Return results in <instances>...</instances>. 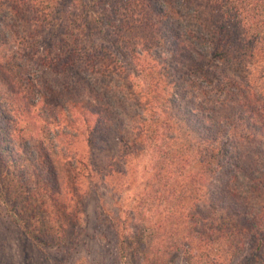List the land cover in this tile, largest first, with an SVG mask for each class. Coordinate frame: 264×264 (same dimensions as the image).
Segmentation results:
<instances>
[{
	"label": "trees",
	"instance_id": "1",
	"mask_svg": "<svg viewBox=\"0 0 264 264\" xmlns=\"http://www.w3.org/2000/svg\"><path fill=\"white\" fill-rule=\"evenodd\" d=\"M47 32L53 41L44 45ZM102 32L105 45L98 46L91 38ZM0 49L11 50L0 53V102L11 101L12 110V131L0 113V175L34 178L39 201L59 193L56 164L71 176L78 161L63 143L78 133L74 121L86 126L93 103L85 93L66 108L43 101V75L30 64L39 60L61 72L107 53L108 63L98 60L87 71L111 85L82 77L85 92L103 101L85 131L87 181L106 183L118 173L113 165L144 148L156 153L130 216L137 227L118 235L120 256L138 253L140 264H170L180 255L184 264H256L264 256V0H0ZM116 50L128 55L127 69L116 63ZM139 72L148 87L127 90L120 100L115 91ZM50 78L43 81L49 90L56 81ZM36 104L37 133L17 139L16 120ZM110 143L121 145V155L103 149ZM17 151L20 160L12 161ZM77 183L68 188L76 191ZM61 209L53 208L54 221L64 219Z\"/></svg>",
	"mask_w": 264,
	"mask_h": 264
},
{
	"label": "rangeland",
	"instance_id": "2",
	"mask_svg": "<svg viewBox=\"0 0 264 264\" xmlns=\"http://www.w3.org/2000/svg\"><path fill=\"white\" fill-rule=\"evenodd\" d=\"M54 32L57 33V31ZM106 37L107 33L102 32L94 34L91 40L98 46H104ZM165 38L170 43L167 44L169 49H174L175 39H170L169 36ZM52 41L49 32L44 34L42 44L46 45ZM0 50V53L4 54L11 52L9 49ZM95 50L97 51V49ZM159 50L161 49L158 48L157 51ZM115 53L116 63L122 69H127L128 55L117 50ZM106 54L97 52L93 62H88L83 58L77 60L74 66L71 65V67H67L61 72L60 67L52 68L51 64V66L45 68L39 60H36L34 64H30V66H33L34 73L40 72L44 76L38 81L40 90L45 95L43 101L57 102L63 108H66L67 101H81L85 93L90 95L93 104L89 108L87 107L86 117L89 121L86 126H82L79 119L76 122L74 121L72 124L77 126L73 132L74 134L78 133L75 137L66 136L68 140L65 139L67 142L63 143V148L67 147V150L77 151L76 158L78 161L72 163L74 168L71 170V176L65 171L67 169L65 165L64 168H61L58 163L56 164L60 175L58 194H54L53 197L49 194L50 198L46 195L44 201H39L34 196V193L37 192L34 178L31 177L26 182L22 181L23 178L18 177L16 172H12V177H3L5 173L0 175V264H140L142 258L138 253H130L125 257L120 256L117 239L119 234L124 235L137 227L136 223L131 221L130 216L140 207L138 206L141 197L139 194L151 177V164L153 162L152 158L156 156L155 151L149 156L147 152L150 148L147 147L144 148L142 154L122 158V164L113 165L112 167V170H117L118 173L109 174L106 183L95 181L90 183L87 181L89 168L85 165V162H88L89 148L85 141V131L93 126L96 118L91 113L98 112L103 101H100L97 92H94L93 95L85 92L88 86L82 77H87L90 74L91 78H94L93 80L98 81L97 84L105 85L108 83L111 85L112 82H109L111 80L109 77L104 78L100 75H94L92 71H87L88 69H94L93 65L100 63L97 62L98 60H101L104 64L108 63L105 58ZM41 55V53L38 54L39 57ZM51 57L54 58V54ZM167 58L174 61L173 52H169ZM7 73L9 74V72ZM44 78L56 80L54 84L51 82L50 85L53 89L55 86L60 92H54L55 90L51 88L49 90L47 83L43 82ZM148 82V78L144 77V72H139L138 76L132 74L128 81H124L125 86L120 89L121 91L117 88L118 91H115L116 96L123 100L121 95L126 93L127 90L130 92L133 90L139 91V89L148 87L146 85ZM131 83H134L132 87ZM63 85H67L69 91L64 90ZM91 86L96 88L97 91L96 84ZM93 97H97V99ZM7 102L8 104L11 103V101L0 102V113L3 111L7 118L11 120V122L5 120L4 124L12 131V110L10 111ZM13 105H16V101ZM16 106H13V108ZM40 107L41 104L31 106L30 113L25 115L22 121L16 120L15 137L21 134L27 137V135L37 133V126L41 124V118L38 116ZM13 115L17 118V114ZM52 124L51 129H55L54 123ZM20 127H24L21 132ZM16 138L18 139V137ZM14 141L16 140L14 139ZM120 147L121 145L110 143L109 147L107 145L103 149H108L114 155L117 153L121 155L119 152ZM95 152L98 153V151ZM19 155L20 151L13 152L12 161L18 159L17 156ZM104 155L102 154V158ZM12 169L14 171V168ZM32 171V168L31 171L26 170L28 173ZM122 171L123 176L120 175ZM71 181L78 182L74 187L76 188L74 192L68 188ZM7 189H9L8 195L5 194ZM59 206H62V211L63 208L66 209L62 214L64 219L54 221L53 208ZM27 208L30 212L26 213ZM48 213L49 216L53 217V220H48V218L44 220ZM71 213H73V216H71ZM30 216H32L31 219L28 218ZM28 223L31 224V227L26 229ZM184 263V257L180 255L173 258L170 264ZM256 264H264V256L258 254Z\"/></svg>",
	"mask_w": 264,
	"mask_h": 264
}]
</instances>
